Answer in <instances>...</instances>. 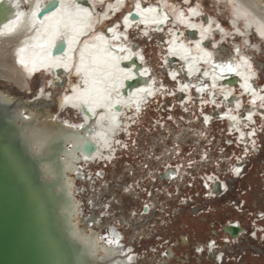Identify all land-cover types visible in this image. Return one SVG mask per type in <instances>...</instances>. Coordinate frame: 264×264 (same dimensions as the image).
Instances as JSON below:
<instances>
[{"label": "bare ground", "instance_id": "obj_1", "mask_svg": "<svg viewBox=\"0 0 264 264\" xmlns=\"http://www.w3.org/2000/svg\"><path fill=\"white\" fill-rule=\"evenodd\" d=\"M51 1H58L59 7L54 12L39 18V11ZM84 1L89 5L84 4ZM128 1L5 0L14 7V14L9 16L0 27V78L14 83L28 95L33 91L30 85L31 80L40 74L47 75L48 80L43 78L41 83L43 88L36 91L33 96L35 99L28 97L19 104L21 109L13 114L17 123L22 126L23 136L29 142L33 154L39 156L46 154L52 143L62 146L63 150L58 155L59 158L57 160L54 158L51 164H43L41 169L48 179L57 184L56 191H61L62 197L66 199L63 214L72 226L74 235H77L79 231L73 225V218H82L84 222L88 220L84 218L85 215L76 214L78 205L75 204L77 203L75 202L76 190L78 193L77 182L87 179V172L84 169L97 161L111 160L110 155L113 150L115 151L113 147L118 145L120 148L124 145V142L117 145L116 143L119 138L124 140V136L126 137L124 133L128 132L132 124L133 119H129L127 113L130 112L128 113L130 116L133 113L139 115L146 103L155 98L158 93H164L166 103L169 97H178V95L183 96L180 101L178 100L179 102L188 103L190 93L194 92L192 97L195 94L202 96L201 107L212 108L216 105L221 110V107L225 106L227 110L218 111L217 113L222 115L218 118L220 117L218 114L216 119L228 125L232 135L234 134L240 142L239 145H250L251 141L255 144L256 130L250 126L253 127L257 119L264 116V86L256 84L257 72L253 69L249 54L243 53L241 45L236 44L235 55L220 58L213 48L219 45L214 35L219 36L220 42H223L233 30V33L242 38L246 44H251L252 35L264 41V0H215L217 4H225L224 8L228 12V24L232 27L231 29H227L217 18L210 17L208 21H203V4L200 1L192 4V0H180L179 3L171 0L156 2L132 0V8L125 11ZM37 5L40 6L38 10ZM184 5L188 7L184 8ZM85 9L86 13L82 11ZM34 10L37 11L36 17L31 16ZM122 12L120 17L114 18ZM133 12L137 14V20L133 18ZM18 13L21 15L13 24L12 21L16 19ZM108 20H112L111 24L106 23ZM172 22L175 27L170 25ZM104 25L103 29L101 26ZM166 26L169 27L166 28ZM131 32L136 33L137 37L154 41L151 45L155 46L157 43L161 46L162 38L158 33L167 35L168 38L164 40V47L160 49V52L166 48L167 51L165 56L162 55L161 60L167 62L169 56L179 60H176V65L183 67L181 73L185 77L184 81L177 78L180 76L179 68H174L175 70L169 73L171 79L178 82L176 85L178 95L176 90H173V94L167 95L164 83L159 84L153 77L152 69L145 63L143 51L133 49L131 46ZM187 34L191 38L185 39ZM62 41L67 44L64 57L60 53L54 55L51 51L55 44ZM255 47L257 48L258 45ZM135 59L141 66L139 76L144 78L145 82L133 90H128L125 94L123 93L126 89L125 81L138 79L135 72L137 66L133 63L130 66H124L122 63L133 62ZM21 60L23 63L20 62ZM229 66L233 69L232 71L228 70ZM232 75L237 77V85L225 84L228 77ZM199 76L200 78H197ZM73 77H76V80ZM48 85L51 87L49 93L46 90ZM236 86L248 97L253 107L243 110V99L234 95ZM55 88H67V92L58 93L56 109L47 104V101L52 100L51 96L54 95ZM65 97L70 99L65 100ZM7 100L5 96L0 97L1 102L10 105ZM116 106L122 109H115ZM89 108L94 110L95 115L89 111ZM64 110L76 112L77 118L63 117L61 113ZM217 113L213 115L212 112L204 111L202 113L205 117L202 123L203 129L199 131L194 128V132H199L201 135L206 133L204 126H211L214 122L213 116ZM243 116L246 119H243ZM188 119L191 121L190 118ZM76 125H83V127H76ZM246 127L249 130H246ZM120 134L121 137H119ZM86 141H91L96 146L92 156L77 150ZM229 145H234V142ZM164 157L161 159L163 163L167 160L166 155ZM241 164L229 165L226 171H231L235 178V175L241 171ZM166 165L167 163H164V167ZM167 166L171 167V164ZM169 169H166L163 180L173 181L172 184L178 185L176 181L184 179L180 174L181 168ZM246 170L242 171L243 175ZM205 183L208 189L207 197H218L216 194L218 183L222 186L221 195H218L222 196L226 190L229 191L228 182L214 174L208 175ZM151 201L146 200L148 205L144 211L141 209L142 217L154 214L155 205ZM90 221L94 220L90 218ZM229 221L230 226L236 222L235 226L242 228V232H245L244 235L239 232L237 237H232L234 241L241 242V236L247 240L252 239L248 236L249 232L243 228L241 221L236 219ZM95 236L92 231L91 237L82 246L89 256L97 260L96 264H142L141 261L147 258L151 262H154L156 258L166 264L168 260L177 256L173 247L168 248L170 249L168 260L166 252H162L163 257L158 252L151 254L149 251L141 256L134 250L132 244L125 245L124 233L119 232V228L114 226L108 229L106 236H100L95 242H91ZM257 236L255 232L254 237ZM75 238L77 239L76 236ZM183 239L190 243L189 236ZM108 240L118 243L109 245ZM211 240H214L216 246L210 244ZM217 246L225 249L223 244L212 238L199 240L194 249L198 247L203 249V252L198 254L201 258L204 255L207 258L206 251H211L213 258H216L217 254L225 252L222 249L216 250ZM224 262L223 257L222 264Z\"/></svg>", "mask_w": 264, "mask_h": 264}, {"label": "rangeland", "instance_id": "obj_2", "mask_svg": "<svg viewBox=\"0 0 264 264\" xmlns=\"http://www.w3.org/2000/svg\"><path fill=\"white\" fill-rule=\"evenodd\" d=\"M131 1H128L125 11L132 8ZM149 1L156 2L157 0ZM171 1L180 2V0ZM198 1L203 4V21H208L210 17H213L217 18L219 22L221 21L220 23L227 29L232 28L228 24L229 17L224 8L225 4H217L215 0H192L191 2L197 4ZM187 7L184 5V8ZM122 14L119 13L114 18L117 19ZM111 21L108 24H111ZM170 25L175 27L173 22ZM102 28L104 29L105 25ZM184 31L187 33L186 30ZM233 32L234 30L223 42H220L219 36L214 35L219 47H212L221 58L235 55L234 47L236 44H240L243 53L249 54L251 58L253 69L257 72V83L263 87L264 41L252 35L251 44H246ZM130 34L132 48L143 51L145 63L152 69L153 77L159 84L163 85L164 83L169 89L172 88L170 94H173L176 85L166 79L165 70L160 62L163 57L160 49H163L164 40L166 41L168 38L167 35L161 33V46H158V43L155 46L151 45L154 41L137 37V34H133V32ZM185 38L191 37L187 34ZM209 45L211 47V44ZM255 45L258 47L256 48ZM159 56L161 57L159 58ZM43 78L48 80L46 74H40L31 80L33 94L28 95L14 83L0 78V97L8 98V103L12 105L10 113L20 110L19 104L28 97H33L38 89L43 88L41 86ZM182 78L185 79L184 76ZM73 82L76 81L73 79ZM50 88L48 85L46 89L48 93ZM237 88L238 86L235 89ZM55 90L54 95L56 94V96L52 94V100L47 101V104L56 109L58 93L67 92V88H55ZM240 92H242L241 89ZM193 93H190V100ZM166 94L170 95L168 91ZM237 97L243 99L245 107H253L248 97L246 95L244 97L243 93L238 92ZM156 98L158 99L156 102L150 101L151 108H146V105L145 112H141L139 115L133 113L129 116V119H133L132 124L130 123L132 128L129 131L132 130L135 141H130L128 131L126 137L124 136V145L119 148L117 145L119 142L116 143L117 148L112 151L111 160L97 161L84 169L87 172V179L77 182L78 193L76 190L75 202L77 203L75 204L78 205L76 214L85 215L84 218H88V220L84 222L82 218H73V225L79 231L75 235L76 241L81 245L84 244L91 237L93 231L96 236L92 238L91 242H95L100 236H106L108 229L114 226L119 228V232L124 233L125 245L132 244L134 250L141 256L148 251L151 254L158 252L162 256V252L168 253L167 249L173 247L177 256L170 260L166 257L168 260L166 264H206V262L213 264L209 256L207 258L210 261L206 255L201 258L194 246L199 243V240L204 241L212 238L220 243V238L228 236L222 232L223 226L230 219H236L241 221L243 228L249 232L248 236L252 239L247 240L244 237L240 238L241 242L237 241L235 245L232 241H230L231 246L223 244L225 249H229L227 251L232 256V262L230 261L228 264H264V220L256 219L258 213L264 212V116L260 114L262 118L259 117L253 127L250 126L256 130L261 144L258 149L256 148V151L254 150L255 144L251 141L250 146L253 148L250 150L249 145H243L247 146L246 148L240 147L236 136L232 135L228 125H224L220 119H214L211 126H204L208 135L194 132V128L199 131L203 129L202 123L205 120L202 118V112L211 113L214 106L212 108L201 107L200 102L190 103L189 100L188 103L179 102L180 105H176L172 109L170 108L171 110L168 109L169 112L164 113L163 111L167 108L162 106L172 105L177 100L180 101V96L169 97L167 103L164 93H158ZM194 98L200 99L202 96L195 94ZM61 114L65 118H77V113L74 111ZM259 128H262L261 133L258 132ZM245 129L249 130L248 127ZM233 142L234 145H229ZM118 149L119 152L116 153ZM243 149H249L247 150L250 153L249 157L247 156L248 168L244 177L234 178L231 171L226 170L229 165H233L236 160L241 159L239 157L244 153ZM116 154L117 156H115ZM165 155L167 160L164 163L167 165L170 163L171 167H169L170 165L164 167V163L161 162ZM145 163L147 169L146 166H143ZM167 168L174 170L181 168L180 174L184 179L177 180L178 185L177 183L172 184L173 181H164L165 177L160 178V182H152L149 186L145 184V188H150L152 192L151 196L147 195L142 188V177L150 175L153 178L163 171L166 173ZM212 174L228 182L229 193L227 192L226 196L217 194V199L207 197L206 177ZM178 188H180L179 191ZM146 200L154 202V214L142 217V204L146 203ZM231 201L238 202V205L244 201L245 205L241 210L236 211L234 203ZM94 205L95 208H93ZM79 206L81 207L79 208ZM89 217L94 221L91 222ZM228 225L230 224L228 223ZM212 231H215L213 237ZM255 232L258 234L257 237H254ZM186 236L190 237V243L184 244L183 238ZM221 249L225 251L223 247ZM141 263L164 264L163 261L156 258L154 262L147 258L143 259Z\"/></svg>", "mask_w": 264, "mask_h": 264}, {"label": "water", "instance_id": "obj_3", "mask_svg": "<svg viewBox=\"0 0 264 264\" xmlns=\"http://www.w3.org/2000/svg\"><path fill=\"white\" fill-rule=\"evenodd\" d=\"M58 7V1H51L39 11L38 17ZM13 10L12 5L0 0V27L14 14ZM132 16L137 20V14L133 12ZM66 48L67 44L62 41L51 51L64 57ZM174 61L176 59L172 58L170 62ZM131 63L137 66L138 79L125 81V94L145 82L139 76L141 66L137 59L122 64L130 66ZM228 78L225 84L238 83L237 77ZM115 109L122 108L116 106ZM23 133L15 115L10 113V105L0 101V264H96L97 260L76 241L72 226L63 214L66 199L41 169L43 164H51L54 158H59L62 146L52 143L49 152L35 155ZM95 147L93 142L86 141L77 150L92 156ZM216 191L218 194L222 191L219 183ZM241 231L242 228H226L232 237H237ZM183 243L187 241L183 239ZM169 251L167 249L168 259ZM197 251L200 252V247ZM209 259L213 256L209 255Z\"/></svg>", "mask_w": 264, "mask_h": 264}, {"label": "built area", "instance_id": "obj_4", "mask_svg": "<svg viewBox=\"0 0 264 264\" xmlns=\"http://www.w3.org/2000/svg\"><path fill=\"white\" fill-rule=\"evenodd\" d=\"M256 81V84H257V79L255 80ZM238 92L240 93V94H242V92H240V89H239V87L237 88V89H235V91H234V95L235 96H238ZM244 97H245V95H244ZM245 106L243 105V108H244ZM245 108H248V107H245ZM217 110V111H216ZM227 110V108H225V106H223V107H221V110H219L218 109V107L215 105L214 106V108H213V113L215 114V113H217L218 111H226ZM219 114V116L220 117H218V118H221V115H222V113H217L216 114V116H213V119H216L217 118V115ZM240 114H242V110H240ZM257 117V116H256ZM258 118V117H257ZM243 119H246V117L245 116H243ZM217 120V119H216ZM216 122V121H215ZM217 122H220V121H217ZM247 130V129H246ZM261 131H262V128H259V130H258V132L259 133H261ZM250 140H252V138H250ZM255 146H256V148L258 149V147H260L261 146V144H260V142H259V137L258 136H255ZM250 142V141H249ZM238 147V146H237ZM240 147H245V146H243V145H240ZM247 147V146H246ZM249 148H250V150L253 148L252 146H248ZM253 151V150H252ZM243 154H242V156L241 157H239V158H241V159H239V160H236L234 163H236V164H238V163H242L241 165H242V167H241V171L240 172H238V174H236L235 176V178H241V177H243L244 175L242 174V171L243 170H245V169H247L248 168V163H247V161H248V155H250V153H248L247 152V149H243ZM248 156V157H247ZM233 173V172H232ZM243 175V176H242ZM234 177V176H233ZM221 185V184H220ZM221 188H222V186H221ZM207 191V190H206ZM222 192V191H221ZM228 192V190H226V192L224 193L225 194V196L229 193H227ZM227 193V194H226ZM215 194V193H214ZM216 194H218V193H216ZM221 194V193H220ZM232 203H234L233 201H231ZM234 206H235V210L236 211H239V210H241L243 207H244V205H245V202L244 201H242L241 202V204L240 205H238V202L237 203H234L233 204ZM261 215H263L262 213H258V217L256 218L257 220H264V216H261ZM235 224H236V222L235 223H233L232 224V226H230V225H228V227H236L235 226ZM237 228V227H236ZM241 234H245V232H240ZM239 233V234H240ZM227 235V234H226ZM229 236V235H228ZM229 238V239H228ZM227 239H225V238H220V244H228V245H230L231 246V243H230V240L232 241V243H233V245H235L237 242H234V240H233V238L232 237H228ZM241 238H244V236H241ZM210 244H212V245H214V246H216V244L214 243V240H211L210 241ZM196 250H197V248H196ZM216 250H221V248L220 247H218L217 246V248H216ZM227 250H229V249H225V252L223 253H219V254H217L215 257L216 258H213L212 259V263L213 264H222V258L224 257V259H225V262L223 263V264H228L231 260H232V256L229 254V252L227 251ZM200 252H203V249L202 248H200ZM200 252H198L197 251V254H199ZM206 253L208 254V256L209 255H211L212 254V252L210 251V252H207L206 251ZM227 254V255H226ZM228 256V257H227ZM219 257H221V258H219Z\"/></svg>", "mask_w": 264, "mask_h": 264}, {"label": "flooded vegetation", "instance_id": "obj_5", "mask_svg": "<svg viewBox=\"0 0 264 264\" xmlns=\"http://www.w3.org/2000/svg\"><path fill=\"white\" fill-rule=\"evenodd\" d=\"M36 94V93H35ZM33 99H35V97H32ZM132 130H131V132H130V137H129V139H130V141H135V139H134V136H132ZM143 166H146V163L143 165ZM146 169H147V166H146ZM164 173H165V171H163V172H161L160 174H158L157 176H154L153 178H151V176L150 175H146L145 177H142V179L141 180H143L142 181V183H143V189L146 191V194L148 195H150L151 196V194H152V192H151V190H150V188L149 189H147V188H145V184H148V186L149 185H151V183L152 182H154V183H156V182H160L159 181V179L160 178H163L164 176ZM154 179V180H153ZM140 183V182H139ZM138 183V184H139ZM141 188V189H142ZM148 204L147 203H143L142 204V209H143V211L145 210V208H146V206H147ZM142 211V212H143ZM128 246H129V244H128Z\"/></svg>", "mask_w": 264, "mask_h": 264}, {"label": "snow or ice", "instance_id": "obj_6", "mask_svg": "<svg viewBox=\"0 0 264 264\" xmlns=\"http://www.w3.org/2000/svg\"><path fill=\"white\" fill-rule=\"evenodd\" d=\"M39 7H40L39 5L36 6L37 10L39 9ZM137 7H139V5H137ZM82 11H84L85 13L87 12L86 9L85 10H82ZM19 15H21V14L18 13L16 19H14L12 21L13 24L17 22V20L19 19ZM31 16L32 17H36L37 16V11H35V10L32 11L31 12ZM21 51H23V49H21ZM20 62L23 63V60H21ZM228 70L229 71H232L233 69L229 66ZM67 99H70V98L69 97H65V100H67ZM89 111H92L93 114L95 115V112H94V110L92 108H89ZM70 127H71V125H70ZM76 127H83V125H76ZM113 243H118V242L113 241V240H108V244L109 245H112Z\"/></svg>", "mask_w": 264, "mask_h": 264}, {"label": "crops", "instance_id": "obj_7", "mask_svg": "<svg viewBox=\"0 0 264 264\" xmlns=\"http://www.w3.org/2000/svg\"><path fill=\"white\" fill-rule=\"evenodd\" d=\"M228 223H230V221L228 222ZM228 223L227 224H225L224 226H223V233L224 234H227V232H226V228H228ZM226 232V233H225ZM213 234H215V231H212V237L214 236ZM227 235H229L230 237H232L230 234H227Z\"/></svg>", "mask_w": 264, "mask_h": 264}]
</instances>
